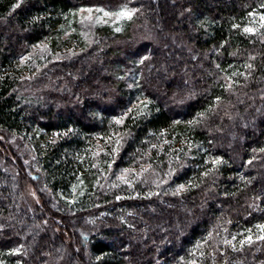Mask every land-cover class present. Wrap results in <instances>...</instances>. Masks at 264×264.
Wrapping results in <instances>:
<instances>
[{"label":"trees","instance_id":"trees-1","mask_svg":"<svg viewBox=\"0 0 264 264\" xmlns=\"http://www.w3.org/2000/svg\"><path fill=\"white\" fill-rule=\"evenodd\" d=\"M17 2L0 0V136L19 145L0 153V264H264V235L246 239L264 225V0ZM125 5L122 30L25 63L64 22L81 32L75 11Z\"/></svg>","mask_w":264,"mask_h":264},{"label":"rangeland","instance_id":"rangeland-1","mask_svg":"<svg viewBox=\"0 0 264 264\" xmlns=\"http://www.w3.org/2000/svg\"><path fill=\"white\" fill-rule=\"evenodd\" d=\"M90 8H92V7H90ZM96 8H100V7H93L92 8L93 9V12L91 13L92 19H83L84 17L89 16L88 12H81L80 10L75 11V13L72 14V17L75 18V21H76L75 23H77V25L80 27L81 32L76 33L77 30L74 31V26H73L74 24L73 23L67 24L66 22H64V27H63V25L59 26V27L64 28V29L63 28L59 29L60 31L62 30V32L61 33L57 32L58 35H53L47 41L42 42L41 44L37 45L34 48V51L32 52L31 58H26L25 59L26 62L25 61L24 62L25 63L31 62L30 65L32 64L34 66H37L40 63H47V61L62 60V59H64V57L67 53H72L74 51L73 46L77 45L76 43H78L77 40L80 37V33H82V35H84L86 37L87 41L89 40V44L91 45L92 41H93L92 35L94 34V28L96 26L109 25V26L113 27L114 29L119 27L122 30L128 21L127 19L116 21L114 17H104L103 13H97L95 11ZM82 9H87V7L82 8ZM105 11H108V10H105ZM116 11H118V10H116ZM97 17H99V20L96 19ZM260 17H261L260 14H254L252 22L257 25L260 22ZM256 25H252V26L256 27ZM43 139H44V137H43ZM7 141H8L7 139L0 136V153H1V155H9L10 154V152L6 151V149H5L7 144L9 146L12 145L11 151H13V153H14V151H18V149H19V145L16 142H13V140H9L8 142ZM105 144H107V145L110 144V140L108 138H105L104 140L96 141V145H97L96 155L98 157H99L100 151H103L102 146ZM108 158H109V154H106L105 157L102 160H100V162H98L96 164L97 167L99 169L104 170L105 165L108 163V160H109ZM112 172H114V171L112 170ZM133 173H134V170H129V171L125 172L126 175L124 176V178H125L124 180L129 182L133 178V177L132 178L130 177V174L133 175ZM117 176H118V174H117ZM25 198L27 199V201L28 200L30 201V208L32 210H35L38 205L39 206L42 205V201L40 200V198L37 194V187H34L33 185L26 186ZM61 231L63 232L65 237L68 236L67 233L71 234L70 229L68 227H67V229H65L64 227H61ZM250 232L251 233L248 235V237L249 236L254 237L255 236L254 234L264 235V231H262L258 227H257L258 233H256V230H254V231L252 230Z\"/></svg>","mask_w":264,"mask_h":264},{"label":"snow or ice","instance_id":"snow-or-ice-1","mask_svg":"<svg viewBox=\"0 0 264 264\" xmlns=\"http://www.w3.org/2000/svg\"><path fill=\"white\" fill-rule=\"evenodd\" d=\"M21 2H22V0H18V2H17L16 4H13V5H12V8L15 9V8L20 7ZM262 7H264V5H262ZM80 11H81V12H88V13H89V16L84 17L83 19H92V16H91V13L93 12V9H92V8L80 9ZM95 11H96L97 13H103V16H104V17H114L116 21H120V20H123V19L131 20L136 10H135V9H129V8H127V6L125 5V6H122L118 11H105L103 8H96ZM249 15H252V14L250 13ZM96 19L99 20V17H97ZM260 20H261V21H264V15H262V16L260 17ZM261 26L264 27V24H262ZM115 30L118 32V31H120L121 29H120L119 27H117ZM254 31H255V29H253V28H251V27H245V28H244V32H245V33H252V32H254ZM145 59H147V57H145ZM142 62H143V61H141V63H142ZM248 67H251V66L249 65ZM234 75H235V73H234ZM217 99H219V98H217ZM143 107L146 108V107H147V104H144ZM142 110H143V109H140V111H142ZM130 112H132V109H131V108L128 109L127 112L124 113L122 116H119V117H113V122H114L115 124H117V125L122 124L124 118H125V117L127 116V114L130 113ZM138 114H139V111H138ZM203 116H204V113H198V114H197V118L194 119V120H190V121H188V124H190V125H194V124L199 123L200 118H202ZM175 123H180V121H175ZM119 143H120V140L117 139V140H116V144L119 145ZM113 151H116V149H113ZM262 151H264V149H262ZM219 162H220V161H218V160H217V161H214V163H219ZM124 171L127 172L128 170L125 169ZM118 179L124 180L125 178H124L123 175H121L120 177H118ZM184 188H185L184 185H179V186L177 187V189H176V193L182 191ZM174 194H175V193H174ZM117 199H120V197H117ZM257 227L260 228L262 231H264V225H258ZM259 238H260V239H264V236L259 237ZM233 239H235V237H233ZM247 242H248V243H251V236H249V237L247 238ZM224 243H225V244H230L231 242L228 241V240H225ZM240 243H241V244H244L245 241H244V240H241ZM197 247H199V244L197 245ZM14 252H15V250H14ZM190 264H195V262L192 261V262H190Z\"/></svg>","mask_w":264,"mask_h":264}]
</instances>
